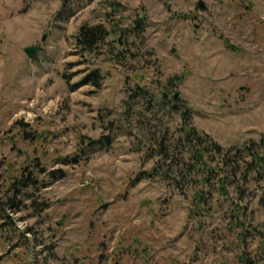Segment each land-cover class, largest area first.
<instances>
[{
	"label": "rangeland",
	"instance_id": "1",
	"mask_svg": "<svg viewBox=\"0 0 264 264\" xmlns=\"http://www.w3.org/2000/svg\"><path fill=\"white\" fill-rule=\"evenodd\" d=\"M199 1L0 0V264H239L264 203L189 171L182 113L226 150L262 138L264 0ZM98 24L118 34L89 53Z\"/></svg>",
	"mask_w": 264,
	"mask_h": 264
},
{
	"label": "trees",
	"instance_id": "2",
	"mask_svg": "<svg viewBox=\"0 0 264 264\" xmlns=\"http://www.w3.org/2000/svg\"><path fill=\"white\" fill-rule=\"evenodd\" d=\"M117 32L118 29L115 24H112L110 28L102 24L94 26L83 25L76 36V42L82 49L93 53L100 48L101 44L105 43L110 34H118ZM183 78V76H176V81L180 82ZM87 82L92 83L95 87L98 86L99 75L97 72L92 73ZM162 103L168 106L170 101H167V98L163 95ZM189 112L185 111L182 113V117L187 124L183 130L186 133L183 142L190 149L189 153L191 154L189 171L200 176V180L205 184H210L212 181L209 176L213 172H216V168H218V165L215 167L214 163H222L223 176L219 179L218 194L223 197V207H225L224 203L230 201L229 184L236 185L235 191L238 196L239 205L243 206L245 193L242 185L235 181L238 174H241L247 183L250 181V183L255 185L254 190L257 192V196H259L260 202L264 203V135H262V138L258 142L250 141L241 147H232L226 150L216 143L209 134L200 132L196 127L188 123ZM166 152V149L162 150L163 154ZM217 170L219 171V169ZM206 198L207 193L205 191H196L194 200L199 209L204 206ZM228 213L231 219L237 217L233 209L229 210ZM239 226L241 225L235 224L236 228H239ZM261 227L263 228L262 231H259L255 226L241 228L238 237L243 251L238 256L239 264H255V258L250 257L245 249V236L246 234H254L256 231L264 235V225L262 224Z\"/></svg>",
	"mask_w": 264,
	"mask_h": 264
},
{
	"label": "water",
	"instance_id": "3",
	"mask_svg": "<svg viewBox=\"0 0 264 264\" xmlns=\"http://www.w3.org/2000/svg\"><path fill=\"white\" fill-rule=\"evenodd\" d=\"M198 7H199L200 9H202V10H206V9H207L205 3H204L202 0H200V1L198 2ZM45 40H46V35L43 37V41H45ZM38 50H39V47H27V48L25 49V52H26V54H27L30 58H32V57L34 56V54H35ZM164 96H165V98L168 97L167 94H164ZM179 98H180V94H179V93H176V94H175V99L177 100V99H179Z\"/></svg>",
	"mask_w": 264,
	"mask_h": 264
},
{
	"label": "crops",
	"instance_id": "4",
	"mask_svg": "<svg viewBox=\"0 0 264 264\" xmlns=\"http://www.w3.org/2000/svg\"><path fill=\"white\" fill-rule=\"evenodd\" d=\"M28 252H29V256H32V257L34 258V255H35V254L33 253L34 251H28Z\"/></svg>",
	"mask_w": 264,
	"mask_h": 264
}]
</instances>
